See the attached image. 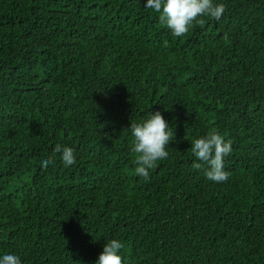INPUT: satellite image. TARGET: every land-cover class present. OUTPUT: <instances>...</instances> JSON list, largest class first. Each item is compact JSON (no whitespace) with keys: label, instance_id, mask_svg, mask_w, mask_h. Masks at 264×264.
Masks as SVG:
<instances>
[{"label":"trees","instance_id":"obj_1","mask_svg":"<svg viewBox=\"0 0 264 264\" xmlns=\"http://www.w3.org/2000/svg\"><path fill=\"white\" fill-rule=\"evenodd\" d=\"M214 3L173 37L146 0H0V255L95 264L116 238L123 264H264V0ZM157 110L174 139L146 182L129 126ZM210 130L225 182L191 153Z\"/></svg>","mask_w":264,"mask_h":264},{"label":"clouds","instance_id":"obj_2","mask_svg":"<svg viewBox=\"0 0 264 264\" xmlns=\"http://www.w3.org/2000/svg\"><path fill=\"white\" fill-rule=\"evenodd\" d=\"M145 7L159 13V23L167 27L173 37L186 35L194 25L203 28L206 23L203 17L220 20L226 9L225 4L214 3V0H146ZM129 128L133 137L131 152L135 154L134 172L147 182L150 179L149 170L154 169L158 161L168 158L167 148L174 139V133L159 110L151 112L142 122L131 121ZM53 151L60 154L64 166L75 164L73 148L58 143ZM231 151V141H226L216 130H210L191 142L192 155L208 165L204 169L205 177L217 183L225 182L229 178L230 173L224 169V158ZM41 163L46 168L54 161L45 159ZM192 167L200 169L202 165L193 161ZM123 247L124 244L119 239L108 240L95 264H123L120 255ZM0 264H21V260L15 254L5 253L0 255Z\"/></svg>","mask_w":264,"mask_h":264}]
</instances>
